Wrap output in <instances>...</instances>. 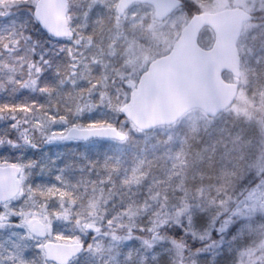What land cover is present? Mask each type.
Segmentation results:
<instances>
[{"label": "snow or ice", "instance_id": "1", "mask_svg": "<svg viewBox=\"0 0 264 264\" xmlns=\"http://www.w3.org/2000/svg\"><path fill=\"white\" fill-rule=\"evenodd\" d=\"M71 24L48 0H0V74L8 73L0 79V264H207L209 256L212 264H238L242 223L217 228L195 211L189 218L123 199L111 207L85 202V169L101 166L111 181L114 143L126 139L130 117L123 105L105 110L103 93L72 115L39 99L74 89L78 79L89 83L81 97L100 86L82 65L84 37ZM68 142L83 144L76 153L83 164L40 154L45 144Z\"/></svg>", "mask_w": 264, "mask_h": 264}, {"label": "rangeland", "instance_id": "2", "mask_svg": "<svg viewBox=\"0 0 264 264\" xmlns=\"http://www.w3.org/2000/svg\"><path fill=\"white\" fill-rule=\"evenodd\" d=\"M187 1L196 9L206 11H216L229 6H240L247 11L255 13L258 23L250 22L245 24L242 37L238 44L243 68L242 78L240 80V93L235 105L217 118L212 119L208 118L202 110H192L175 125L158 127L147 132V135L140 140L135 137L142 133L137 129L136 131L134 128H128V126L132 127L129 123L125 126V131L132 138L129 141L127 139L125 142L114 145L118 149L115 156L119 157L118 162L114 161L116 167L121 163H131L128 165V167L131 165L130 170L125 169L124 173L131 172L136 180L140 175L150 173L151 164H158L161 159L163 160L157 172L159 175L158 180L160 181L158 185L163 186V191L156 195L158 200L163 199V203L161 204L157 201L156 205L160 208H157L156 213L173 215V212H178V214L185 212V209L181 206H177L174 210L173 203L167 197L169 188L176 187V184H180L182 188H174V190H177L179 193H185L186 191L185 185L182 183V178H180V176L184 178L186 173L180 172L177 169L182 166L183 162L189 156L188 150L200 145V143L206 140L208 142L217 140L216 137L220 136L223 128L230 120L238 118L246 112L248 114L251 113L252 109L250 106L254 104L256 96L253 95V92L248 96L250 92V81L246 77L251 74L253 76L256 66H262L259 63L264 57V42L260 46L255 42L256 36L260 33L258 31L256 34L258 27H260L261 32L264 34V0ZM74 2L75 0L71 1V6L74 7V17L71 16L69 20L72 22L71 27L76 28L79 26L76 30L80 31L84 37V44L80 48V52L83 53L84 57L82 65L86 62L90 69L95 70L102 67L107 68L110 72L108 76L106 69L102 71L104 74L101 79L104 82L98 78H94L93 81L98 82L102 90L94 89L92 98L86 97L84 102L79 105L84 103L99 104L100 93H103L105 110L110 104L122 105L126 96H129L128 86L136 83L138 71L143 68L146 69L155 57L167 52L172 47L180 30H182L189 19L186 9L177 10L166 21L159 23L155 20L154 10L149 5L135 4L121 18L118 17L115 10L116 0H80L76 3ZM89 9L93 10L89 12ZM88 24L95 27L97 25L96 30H99V34L97 32L96 35L92 34L93 31H90L91 28L88 29ZM104 26L109 27L104 29ZM213 38V32L205 30L201 35L200 43L208 47L212 44ZM97 43L101 45L98 47L96 45ZM96 47L98 51H92ZM253 62H257L255 67L253 66ZM116 71H118L117 76L114 75ZM225 77L228 80H232L229 74H226ZM108 79L109 83L107 82ZM105 85H109V88L113 85H119L122 88L118 89L116 93ZM106 114L112 115L111 112L107 111ZM261 128L262 135L259 143L262 141L260 147L264 155V119ZM147 144L152 148V151L148 153L146 148ZM76 145L77 143L72 142L57 143L54 145L45 144L40 151L48 153L50 156L63 153L61 163L67 160L76 161V157H78L76 153L83 151L82 149H77ZM136 145L141 146L136 147ZM141 148L142 151L139 154ZM132 150H135V153ZM258 156L259 154L250 161L251 165L255 163ZM122 158H127V160L122 162ZM252 166L253 168L251 167V171L248 172L249 177L247 180L243 185L237 187L238 194L241 193L242 195L241 198H235L234 209L229 211V215L225 216L222 221L235 224L242 223L243 230L240 237L245 242L244 247L240 249L238 264H264V172L259 175L257 168L254 165ZM229 169H232L230 171H235L233 166ZM93 172L98 173L99 171L96 168L91 173ZM238 172L236 171L232 175L234 176ZM77 175H80V173H73L74 177ZM175 175H178L180 179L176 181L173 177ZM89 176L90 179H85L86 188H89L90 185L98 188L103 187L104 183L101 184L99 182L100 178L103 177L100 176V173L97 177H93L91 174ZM94 181L95 184H93ZM152 182L154 183V180ZM227 186L224 187L223 185V189L217 192V194H221L220 197L227 195L228 191L225 192ZM119 188L120 186H118L116 192H118ZM80 191L84 194V186L80 188ZM197 192L200 191L197 190ZM221 223L217 228L220 227ZM230 236L231 233H229ZM102 247L107 249L109 245L106 242H102ZM211 258V256L208 257L207 264H212Z\"/></svg>", "mask_w": 264, "mask_h": 264}, {"label": "trees", "instance_id": "3", "mask_svg": "<svg viewBox=\"0 0 264 264\" xmlns=\"http://www.w3.org/2000/svg\"><path fill=\"white\" fill-rule=\"evenodd\" d=\"M77 1L80 0H75L74 3ZM184 8L188 11L189 18L195 12L201 10L196 9L187 0H185ZM73 9L74 7H72L71 10L72 17H74ZM97 27V25L95 27L88 24V29L91 28L90 31H93L92 34L94 35H96V32L99 34V30H96ZM106 27L109 26H104V29ZM258 31L260 33L256 36L255 42H257L260 46L261 43L264 42V34L261 32L260 27H258L256 34ZM96 45L99 47L101 44L97 43ZM92 51L97 52L98 48L96 47ZM256 64L257 62H253L254 67ZM259 64L262 66H256L253 76L251 74L250 76L246 77V79L250 81V92L248 96L251 92H253V95L256 96L254 104L250 106L252 109L251 113L248 114L246 112L243 115H240L238 118L230 120L223 128V132L220 134V136L216 137L217 140H214L213 142H208L206 140L203 143H200V145L192 147L190 150H188L189 156L183 162L182 166L177 169L180 172L186 173L184 178L180 176V178H182V183L185 185L186 191L185 193H179L177 190H174V188H182L180 184H176V187L169 188L167 197L168 200L173 203L172 205L174 210L177 206L183 207L185 209L183 214H187L189 218L191 217L192 212L195 211L198 214H202L206 220L209 217L212 218L214 221H216L218 227V225L223 221V218L229 215V211L234 209L235 198H241L242 195L241 193L238 194L239 191L237 187L243 185L247 180L249 177L248 172L251 171V167L253 168L252 165H254L257 170H261L262 173L264 172V155L260 147L262 145V141L259 143L260 137L262 135L261 125L264 119V102H262L264 101V57ZM83 65L90 69L86 62ZM105 69L109 76V70L107 68ZM95 70L90 69L89 78L93 80L94 78H98L102 81L101 78L104 74L102 72L103 68L99 67ZM6 75H8L6 72L1 74L0 79H3ZM114 75L117 76L118 71H116ZM107 82L109 83V79ZM105 86L109 88V85ZM88 88L89 83L87 79H78L74 89L72 85L69 84L61 90L60 95L53 94L50 100L45 97H40L39 99L48 103L49 107L53 109H55L57 106L60 107L61 111H63L65 108H68L71 110L69 114L72 115L75 113L76 107L80 103H83L86 97L92 98L94 95L93 89L91 95L85 91L83 96H80L79 90H87ZM121 88L122 86L113 85L109 89L117 93L118 89ZM95 89H101V87L99 86ZM68 92H71V95H67L66 93ZM32 95L34 96L35 94ZM123 119L124 116L121 115L119 120ZM128 128L131 127L128 126ZM145 135H147V133L137 135L135 138L140 140ZM130 138H132V136ZM138 146L141 145H136V147ZM146 148L147 153L152 151L151 146L149 147L148 144L146 145ZM141 151L142 148L140 149L139 154ZM132 152L135 153V150H132ZM43 153V151H40V154ZM258 154L259 156L257 160L251 165L250 161ZM89 155L93 157L95 156V154L92 152H89ZM102 157L103 156H101V159ZM127 158H122V162H125ZM76 161H78L80 164L84 163L83 159H81L79 156L76 157ZM162 162L163 160L161 159L158 164H151L150 173L146 175H140L137 180L133 177L131 172L124 173L125 169L130 170L131 165L130 167H128V165L131 163H121L118 167H116L118 170L111 173V181L107 180L109 173L106 172L103 167L98 166L97 169L99 172H93L91 173V176L97 177L100 173V176H103L106 182L103 184L102 188H98L93 185H90L89 188L84 187L85 202H87V200L91 197L97 202H100L107 207H111L112 202L119 203L123 199L125 202L132 204L133 208L140 206L142 211L144 204L147 203L148 211L156 213L157 208H160L156 205L157 201L161 204L163 203V199L158 200L156 197V195L163 191V186L158 185L160 181L158 180L159 175L157 174L158 168L161 167L160 165ZM231 166L235 168V171H230L232 170L229 169ZM236 171L239 172L233 176L232 174H234ZM84 176L85 179H90L87 169H85ZM173 177L176 179V181L180 179L178 178V175ZM152 180H154V183ZM223 185L224 187L228 185L227 189H224L225 192H228L226 196L220 197L221 194H217V192L223 189ZM118 186H120V188L118 189V192H116ZM197 190L200 192H197ZM173 213L174 215L178 214V212ZM240 239L241 241L245 242V240H242V237H240Z\"/></svg>", "mask_w": 264, "mask_h": 264}, {"label": "water", "instance_id": "4", "mask_svg": "<svg viewBox=\"0 0 264 264\" xmlns=\"http://www.w3.org/2000/svg\"><path fill=\"white\" fill-rule=\"evenodd\" d=\"M55 14L67 21L68 0H48ZM148 3L162 21L181 7L182 0H119L117 12L123 16L134 3ZM253 14L241 8L200 12L183 28L172 50L150 63L124 105L130 120L141 130L159 125L171 126L188 111L201 108L209 117H217L236 100L237 82L224 79V72L241 77V57L237 47L243 24ZM205 27L215 32L211 48L199 44ZM127 138V135H126Z\"/></svg>", "mask_w": 264, "mask_h": 264}]
</instances>
